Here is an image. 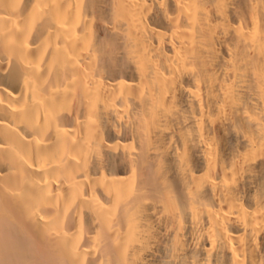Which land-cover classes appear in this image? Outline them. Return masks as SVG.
<instances>
[{
	"label": "bare ground",
	"instance_id": "6f19581e",
	"mask_svg": "<svg viewBox=\"0 0 264 264\" xmlns=\"http://www.w3.org/2000/svg\"><path fill=\"white\" fill-rule=\"evenodd\" d=\"M0 264H264V0H0Z\"/></svg>",
	"mask_w": 264,
	"mask_h": 264
}]
</instances>
